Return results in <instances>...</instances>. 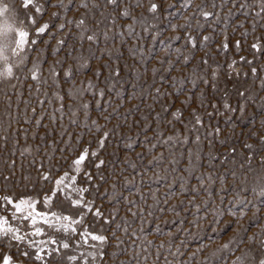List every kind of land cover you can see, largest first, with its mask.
<instances>
[{
  "label": "rangeland",
  "instance_id": "1",
  "mask_svg": "<svg viewBox=\"0 0 264 264\" xmlns=\"http://www.w3.org/2000/svg\"><path fill=\"white\" fill-rule=\"evenodd\" d=\"M78 2L79 0H77V5ZM103 2L104 0H99L101 5ZM169 2L176 3L179 7L178 0H169ZM206 2L211 3V0H206ZM216 2L219 4L220 0H216ZM15 3L19 4L20 0H15ZM199 3L201 0H193V5ZM77 5H74L72 10L67 13L69 17L78 18L81 13L86 11ZM146 6L147 0H145ZM228 7L221 9V13L227 12ZM57 10L55 7H48L45 19H48L51 13ZM193 10L194 8L185 10L184 15H189ZM139 11L140 9H136L134 14H138ZM92 12L95 13L94 18ZM97 19H100V11L95 9L90 11L87 20L89 26L91 28L98 27L103 32L106 23H110V21H102L97 25ZM243 19L242 14L231 19L227 29L230 43L227 55L218 53L214 44L210 45L211 56L207 69L209 83L207 85L198 82L197 86L192 88L190 83L181 84L182 78L191 80L193 76L203 74L204 65L198 62L200 57L204 55V51H208V49L197 50L191 63L185 66L182 57H179L174 50L162 47L159 42L174 35L171 29L163 31V34L156 41H152L151 36L138 40L135 36L127 35L123 38L117 36L115 40L110 38L107 43L101 40L99 47L96 48V58L90 60V67L87 70L81 69L74 74L73 80L76 86L82 87V80L86 82L89 78L95 79L93 72L96 68H100L102 73L99 77V86L103 87L106 80L116 83L117 89L123 93V96L117 98L116 92L108 93L106 90L105 99L108 95L112 96V100L106 109L103 107L97 109L90 95H85L82 99L93 101L90 106V118L96 119L98 123L110 129L119 125L118 136L119 133H124L136 142L132 149H128L125 147L127 140L118 139V136H115L109 139L102 153L107 161L104 174L108 180L106 184H101L100 191L107 187L111 193L110 185L115 183L117 193H122V197H127L129 201H135V205L127 203L123 198L120 199L119 204L109 205L106 201L104 202L103 207L105 209L113 206L119 208L120 215L117 217V221L121 222V228H123V219L127 218L128 229L127 233L122 230L115 232V237H119L122 243L117 247L115 237L110 239L105 256L100 258L102 264H121V261L124 264H203V257L227 242L234 233H236L237 239L244 241V244L239 245L243 248L248 245L247 236L253 233L258 234L259 230L264 227V206L260 205L257 208L249 207L242 218L225 213L223 219L219 221V228L217 229L218 232L223 229V234L214 235L213 229L217 226L209 227L216 210L223 211L226 209L230 200L235 203L237 195L241 199L252 200V182L255 177L264 172V163L261 162L264 151H261L262 146L258 140L259 136H264V123H262L264 121V100H262L264 89L261 88V78H264V54L257 56L251 65L239 62V56L253 58L254 52L250 45L254 42V35L264 39V27L260 26L264 25V20L258 21L255 33L251 32L250 23H245L244 28L250 30L245 39L240 36L243 29L236 28V32L233 34V27H235L236 22ZM249 20H251V16H249ZM59 22L56 21V23ZM174 22L182 23L183 21L177 18ZM193 22L195 21L193 20ZM129 23H132L130 19L116 21L117 25ZM161 26L164 27L163 22H161ZM108 30L110 36L121 30L128 31L126 28H109ZM135 30L143 35L139 24L135 25ZM65 31L67 32L68 29ZM71 31L75 33V27H71ZM205 31L208 32L211 29L206 28ZM61 35L64 33H57L56 38ZM56 38H52L45 46L43 40L49 39L45 35L43 40L38 41L33 46L34 50L29 54L28 67H31L32 57L37 55L35 49H45L40 54L45 78L49 77L48 68L52 61L64 59L67 50V46H65V49L61 50L58 56L52 53ZM216 39L219 43L222 37L217 36ZM237 39L242 40L239 53L232 47L233 42ZM73 43L74 41L70 36L68 44L72 45ZM176 46L178 45L174 44L173 48ZM87 48L88 42L85 41L83 53L85 57H87ZM100 49H111L113 58L110 59L106 52L102 54ZM150 49L154 55L148 59ZM73 55L76 56L78 53L74 52ZM142 55L146 59H141ZM161 59H163V63H160ZM233 59L238 61L239 74L228 67L229 62ZM169 60L175 63V67L170 72L167 71ZM105 63L108 64V67H104ZM69 64L73 68L76 67L75 60L65 59L64 67ZM215 64H220L221 67L217 70L216 87L213 88L210 74L212 66ZM117 67L119 68V75L113 76L112 70ZM153 67L157 69L155 73L152 71ZM252 67L257 68L255 76L251 72ZM26 71L27 69H25V73ZM25 73H21L20 82L14 81L17 93H13L10 85L0 84V120H3L5 127H7L9 118L4 101L5 90L8 95L12 96L13 103L10 111L13 116H16L17 110L20 113L26 111L24 100L29 101L27 112L30 117H33L32 106L37 108L35 116L46 112L38 129L35 127L34 117L30 123L24 124V128L28 130L27 141L22 134L19 136L20 143L15 146L16 154L12 157L17 163V175H20L19 166L23 164L24 174L30 173L35 178V168L29 167V162L34 157L37 162L42 160L45 165L49 160L53 164L62 165L64 163L61 159L62 155L67 156L69 153L62 152L61 149L74 146L78 133L84 132L83 139L85 142L90 138V134L82 127L85 123V113L80 107L81 98L70 100L68 97L66 89L70 86V82L64 81L62 69L59 72L61 76L60 87L65 90L63 101L65 107L62 119L60 112L56 110L55 101L51 104L45 101L43 108L39 106L35 95V84L30 76L25 79ZM161 76L165 77L164 81H161ZM172 77L177 78L175 83H172ZM133 84L136 85L135 89L132 87ZM29 85L33 86L31 95L29 94ZM156 87H159L161 92L167 93V95L156 98L157 93L154 91ZM176 88H180L181 91L177 93ZM45 90L51 96L53 91L51 79L48 80ZM241 90L246 91L243 98L239 95ZM19 93H22V96H19ZM190 93L191 99L182 103ZM225 100L237 111L234 113L225 111L223 109ZM211 102H215L219 114L212 116L211 121H209L207 113L213 111L210 106ZM69 103L72 104L71 109L68 107ZM241 103L245 106L244 113L239 111ZM113 109H117L119 115L113 113ZM176 109H180L178 119L172 116ZM193 109L202 116L205 125L199 129L201 136L199 144L195 142L197 133L191 128ZM53 112H55V121L50 119ZM73 112H75L74 116L72 115ZM157 113L159 118H157ZM109 114H111V119L105 121L103 116ZM226 117H231V119H226ZM17 119H21V117H17ZM72 119H75L76 122L71 123ZM209 123L213 126L218 123L221 129L219 136L212 138L211 144L205 137V130ZM11 127L16 128V123L13 122ZM92 131L95 133V129ZM33 132L46 133V140L41 141L39 135L33 138ZM60 132L65 134L60 136ZM159 132H162L163 137L173 136L174 139L157 143ZM68 134L72 135V145H65L64 143L69 138ZM3 135L5 133L0 131V136ZM184 136L188 137L187 141H184ZM91 138L95 140L96 137L92 136ZM47 141L54 143L50 144ZM2 143L3 141H0V144ZM249 143L254 146L253 151L255 152L251 161L248 157L249 150L245 147ZM27 144L32 146L33 152L32 154L26 153L25 157L21 159L20 152ZM37 144L40 145V154L35 152ZM150 144H156V147L151 148L149 147ZM9 147H12L11 138L7 147L0 148V165L4 163L3 157L8 152ZM92 147H95L94 143ZM45 149H47V153H45ZM232 149L235 151L233 152ZM138 153L140 155H137ZM132 165L136 167L133 168ZM233 172L236 173L235 176L232 175ZM209 173L212 177L211 181L208 179ZM221 174L226 175L223 184L219 179ZM200 175L204 176L202 185L197 180V176ZM181 176L184 177L182 182ZM174 181L175 183H173ZM181 183H183L185 190H181ZM221 188H224L225 191H221ZM207 190L211 191V197L208 196ZM209 200L211 202L207 203L205 207V202ZM96 202L97 204L101 203L99 198ZM195 205L201 206L198 223H195L197 220ZM128 208H132V211L137 213L136 216L128 212ZM140 208L144 209L143 216L139 212ZM161 208L165 210L161 212ZM148 212H151L152 215L149 216ZM181 221H183L182 225ZM181 228L190 229V232L184 233L180 231ZM108 231L111 234L112 228ZM133 231L136 232L135 236L132 235ZM133 241H135L136 247L132 246ZM148 241H151V244H148ZM170 241L171 247H169ZM182 241L186 247H179ZM162 243L163 247H161ZM201 244L204 247L201 248ZM113 252H116V255H112ZM231 259L232 256L228 250H225L224 259L220 261V264H226V261Z\"/></svg>",
  "mask_w": 264,
  "mask_h": 264
},
{
  "label": "snow or ice",
  "instance_id": "2",
  "mask_svg": "<svg viewBox=\"0 0 264 264\" xmlns=\"http://www.w3.org/2000/svg\"><path fill=\"white\" fill-rule=\"evenodd\" d=\"M178 3L179 7L169 0H147L145 7V0H127V2L126 0H104L103 5L99 3V0H79L78 5L77 0H20L19 4L15 3V0H0V84L10 85L13 93H17L14 81L20 82L21 73H25V69H27L25 79L30 76L34 82L39 106L43 108L45 101L49 104L55 101L56 110L60 112L62 119L65 107L63 103L65 90L60 87L61 76L59 75L62 69L64 81L70 82V86L66 89L68 97L70 100L81 98L80 107L85 113V123L82 127L90 134V138L85 142L83 139L84 132L78 133L74 146L61 149L62 152L69 153L67 156L62 155L61 159L64 161L62 165L53 164L51 160L45 165L42 160L37 162L34 157L29 162V167L35 168V178L30 173L24 174L23 164L19 166L20 175H17V163L12 157L16 154L15 146L20 143L19 136L22 134L27 141L28 130L24 128V124L30 123L34 117L35 127L38 129L46 112L35 116L37 108L32 106L33 117H30L27 112L29 101L24 100L26 111L20 113L17 110L16 116H13L10 111L13 103L12 96L8 95L5 90L4 101L9 120L7 127H5L3 120H0V131L5 133V135L0 136V141H3L0 148L7 147L10 138L12 139V147L8 148V152L3 157L4 163L0 165V264H98V262L102 264L100 258L105 256L106 247L110 239L115 237V232L122 230L127 233V218L123 219V228H121V222L117 221V217L120 215L119 208L113 206L105 209L103 204L105 201L109 205L119 204L121 198L132 205H135V201H129L127 197H122V193H117L115 183L110 185L111 193L107 187L100 191L101 184H106L108 180L104 174L107 161L102 153L109 139L118 136L120 126L115 125L114 128H106L96 119L90 118V106L93 101L82 99L85 95H90L97 109L101 107L106 109L112 100L111 95L105 99L106 90L108 93L116 92L117 98H122L123 93L117 89L115 82L106 80L103 87L99 86V77L102 74L100 68H96L93 72L95 79L89 78L86 82L81 81L82 87L76 86L73 80L76 72L81 69L87 70L90 67V60L96 58V48L99 47L101 40L107 43L110 38L115 40L117 36L123 38L127 35L135 36L138 40L151 36L152 41H156L163 34V31L171 29L174 35L159 42L162 47L174 50L179 57H182L185 66L191 63L197 50L208 49V51H204V55L200 57L198 62L204 65L203 74L193 76L191 80L182 78L180 81L181 84L190 83L192 88H195L198 82H203L205 85L209 83L207 69L211 56L210 45L214 44L218 53L227 55L230 47L227 29L232 18L241 14L244 16L243 20L236 22L235 27H233V34L236 32V28L243 29L240 36L245 39L250 30L255 33L258 21L264 20V0H251V2L249 0H220L219 4L216 0H211V3L201 0V3L195 5H193V0H178ZM74 5L86 10L78 18L67 15ZM48 7H55L58 10L52 12L48 19H45ZM225 7H228V10L222 14L221 9ZM189 8H194L193 12L184 15V11ZM94 9L100 11V19L96 20L97 25L102 21H110V23H106L103 32L98 27L91 28L87 22L89 12ZM136 9H140L138 14H134ZM92 15L94 18L95 13L92 12ZM249 16H251V20H249ZM177 18L182 19L183 22L175 23L174 20ZM123 19H130L132 23L116 24L117 20ZM56 21L60 22L56 23ZM161 22H163L164 27L161 26ZM245 23H250V30L244 28ZM136 24L141 26L143 35L136 32ZM260 26L264 27V25ZM71 27H75V33L71 31ZM109 28H126L128 31L121 30L110 36ZM206 28L211 29V31L206 32ZM65 29L68 31L66 32ZM218 29L219 31H217ZM57 33H64V35L56 38ZM45 35L49 37L48 40H43ZM70 36L74 41L72 45L68 44ZM217 36L222 37L219 43H217ZM52 38H56V44L52 48L54 55L58 56L60 51L65 49V46H67V50L64 59L52 61L48 68L49 77L45 78L40 56L45 49H35L37 55L32 57L31 67H28L29 54L34 50L33 46L38 41L43 40L46 46ZM85 41L88 42L87 57L83 55ZM253 41L250 45L254 52L253 58L239 56V62L251 65L257 56L264 54V39L254 35ZM241 43L242 40L237 39L232 44L237 53L241 50ZM174 44L178 46L173 48ZM141 50L143 52V48ZM100 51L102 54L106 52L110 59L113 58L111 49H100ZM74 52H77L78 55L74 56ZM153 55L154 53L150 49L147 58L150 59ZM65 59L75 60L76 67L73 68L71 64L64 67ZM141 59L146 58L142 55ZM160 63H163V59ZM168 63L167 71L170 72L175 67V63L170 60ZM104 67H108V64L105 63ZM219 67H221L220 64L212 66L210 75L213 88L216 87L215 80ZM228 67L239 74L240 66L237 60H231ZM152 71L155 73L157 69L153 67ZM251 72L255 76L257 68L252 67ZM112 75H119L118 67L112 70ZM49 79H51L53 87L51 96L45 90ZM160 79L164 81L165 77L161 76ZM176 80V77L171 78L172 83H175ZM132 87L135 89L136 85L133 84ZM261 88L264 89V78H261ZM154 91L157 93L156 98L167 95V93L161 92L159 87H156ZM179 91L181 89L176 88V92L179 93ZM32 93L33 86L29 85V94ZM18 95L22 96V93ZM239 95L241 98L245 97L246 91L241 90ZM190 99L191 93L182 103H186ZM210 106L213 111L207 113L209 121H211L212 116L219 114L215 102H211ZM68 107L71 109L72 104L69 103ZM223 109L232 113L237 111L227 100L223 103ZM239 111L244 113L245 106L243 103L239 105ZM113 113L119 115L117 109H113ZM179 113L180 109H176L172 116L178 119ZM192 114L191 128L196 131L195 142L199 144L201 142L199 129L205 125L202 116L195 109L192 110ZM72 115L74 116L75 112ZM17 117H21V119H17ZM55 118V112H53L50 119L55 121ZM157 118H159L158 113ZM103 119L105 121L110 120L111 114L103 116ZM226 119L230 120L231 117H226ZM13 122L16 123V128L11 127ZM75 122V119L71 120V123ZM93 129H95V133H93ZM220 131L218 123L215 126L209 123L205 130V137L208 138L209 144H211L213 137L219 136ZM64 134V132L59 133L60 136ZM36 135L40 136L41 141L46 140V133H32L33 138ZM68 136V140L64 143L65 145H72V135L68 134ZM92 136L96 137L95 140L91 138ZM118 139L127 140L125 147L128 149H132L136 143L124 133H119ZM173 139V136L163 137L162 132L157 134V143L168 142ZM183 139L187 141L188 137L184 136ZM258 140L262 146L261 151H264V136H259ZM47 143L54 142L47 141ZM93 143L95 147H92ZM149 147L155 148L156 144H150ZM245 147L249 150L248 157L251 161L255 154L254 146L249 143ZM232 151L234 152L235 149ZM32 152V146L27 144L20 152L21 159L25 157L26 153L32 154ZM35 152L40 154L39 144L36 145ZM45 153H47V149H45ZM261 162L264 163V156H261ZM132 167L135 168L136 166L132 165ZM232 175L235 176L236 173L233 172ZM208 179L209 181L212 180L210 173ZM219 179L223 184L226 175L221 174ZM180 180L182 182L184 177L181 176ZM197 180L202 185L204 176H197ZM125 183L127 184V181ZM169 187L171 188V185ZM181 190H185L183 183H181ZM220 190L225 191L224 188ZM207 191L208 196L211 197V191ZM252 194V200L241 199L237 195L235 203L230 200L226 209L223 211L216 210L209 224V227L217 226L213 229L214 235L223 234V229H220L219 232L217 229L219 228V221L223 219L225 213L242 218L249 207L264 206V172L254 178ZM98 198L101 201L100 204L96 202ZM209 202L211 201L205 202V207ZM195 207L197 209L195 223H198L201 206L195 205ZM164 210L163 208L160 209L161 212ZM128 212L133 216L137 214L132 211V208H128ZM139 212L141 216L144 215L143 208H140ZM148 215L151 216L152 213L148 212ZM182 224L183 221H181ZM110 228H112L111 234L108 231ZM180 231L189 233L190 229L181 228ZM132 235L135 236L136 232L133 231ZM115 240L118 247L122 240L119 237H115ZM247 240V246L239 247V245L244 244V241L237 239V235L234 233L227 242L213 250L209 255L204 256L203 264H220V261L224 259L225 250H228L232 256V259L226 261V264H264V227L259 230L258 234L248 235ZM147 243L151 244V241ZM132 246L136 247L135 241H133ZM161 247H163V243ZM169 247H171V241ZM179 247H186V245L182 241ZM200 247L202 248L204 245L201 244ZM112 255H116V252H113ZM121 264L124 262L121 261Z\"/></svg>",
  "mask_w": 264,
  "mask_h": 264
}]
</instances>
